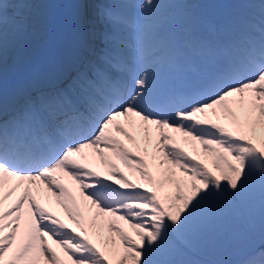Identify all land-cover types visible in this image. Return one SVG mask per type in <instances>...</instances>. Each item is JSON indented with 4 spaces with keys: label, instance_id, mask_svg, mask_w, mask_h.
Instances as JSON below:
<instances>
[{
    "label": "snow or ice",
    "instance_id": "snow-or-ice-1",
    "mask_svg": "<svg viewBox=\"0 0 264 264\" xmlns=\"http://www.w3.org/2000/svg\"><path fill=\"white\" fill-rule=\"evenodd\" d=\"M0 264H264V0H0Z\"/></svg>",
    "mask_w": 264,
    "mask_h": 264
},
{
    "label": "rangeland",
    "instance_id": "rangeland-1",
    "mask_svg": "<svg viewBox=\"0 0 264 264\" xmlns=\"http://www.w3.org/2000/svg\"><path fill=\"white\" fill-rule=\"evenodd\" d=\"M219 258L223 260H235V259H239L240 257L234 253H225L221 255Z\"/></svg>",
    "mask_w": 264,
    "mask_h": 264
},
{
    "label": "bare ground",
    "instance_id": "bare-ground-1",
    "mask_svg": "<svg viewBox=\"0 0 264 264\" xmlns=\"http://www.w3.org/2000/svg\"><path fill=\"white\" fill-rule=\"evenodd\" d=\"M54 210H55V209H54ZM57 210L59 211L58 214L61 216V218H65L64 215H63V213H62V211L59 210L58 208H57ZM55 211H56V210H55Z\"/></svg>",
    "mask_w": 264,
    "mask_h": 264
}]
</instances>
